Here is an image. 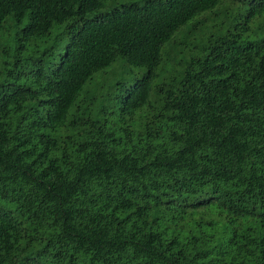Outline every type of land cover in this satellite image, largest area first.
Segmentation results:
<instances>
[{"label":"trees","instance_id":"obj_1","mask_svg":"<svg viewBox=\"0 0 264 264\" xmlns=\"http://www.w3.org/2000/svg\"><path fill=\"white\" fill-rule=\"evenodd\" d=\"M113 1L0 0V264H264V0Z\"/></svg>","mask_w":264,"mask_h":264},{"label":"rangeland","instance_id":"obj_2","mask_svg":"<svg viewBox=\"0 0 264 264\" xmlns=\"http://www.w3.org/2000/svg\"><path fill=\"white\" fill-rule=\"evenodd\" d=\"M130 3H142V0H115L111 3H108L103 11H107L111 8H120L121 5H126ZM224 9L222 7H219L214 11L212 14H206L204 15L203 19L206 25L210 26L213 25L215 21H219L220 19L224 18ZM202 18V17H201ZM183 33L177 34L175 37V41L181 42L184 39L182 38ZM128 72L129 68L125 63H123L120 59H118L115 63H113L110 67H108L106 70H104L101 73H98L96 76H102L106 74L107 77H114V78H122L125 81H128ZM103 81V80H102ZM78 264H88V261H80Z\"/></svg>","mask_w":264,"mask_h":264}]
</instances>
